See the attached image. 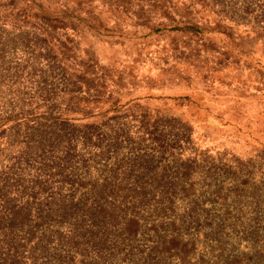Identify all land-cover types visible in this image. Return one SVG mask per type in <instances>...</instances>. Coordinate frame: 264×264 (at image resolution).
I'll list each match as a JSON object with an SVG mask.
<instances>
[{
    "label": "rangeland",
    "instance_id": "rangeland-1",
    "mask_svg": "<svg viewBox=\"0 0 264 264\" xmlns=\"http://www.w3.org/2000/svg\"><path fill=\"white\" fill-rule=\"evenodd\" d=\"M48 207L86 262L264 264V0H0V228Z\"/></svg>",
    "mask_w": 264,
    "mask_h": 264
},
{
    "label": "trees",
    "instance_id": "trees-1",
    "mask_svg": "<svg viewBox=\"0 0 264 264\" xmlns=\"http://www.w3.org/2000/svg\"><path fill=\"white\" fill-rule=\"evenodd\" d=\"M49 208H47V213L34 217L37 221L36 225L31 224L26 228H22L26 216L18 215L19 225L12 215L6 217L5 224L12 223V228L2 227L0 229L12 233L9 237L4 236L6 234L0 235V264H38V261H42V264H95L96 259L93 254H84L88 259L86 262L83 258L79 259L82 252L70 245L69 238L75 236L78 238L80 235L74 223L65 224V232L62 235H54L57 232L52 229V223H57L58 219L48 214ZM16 224L17 227L13 229ZM18 227L20 231H17ZM27 234L29 237L25 238ZM105 234V231H100V236L104 237ZM108 256L106 253L102 261H108Z\"/></svg>",
    "mask_w": 264,
    "mask_h": 264
}]
</instances>
